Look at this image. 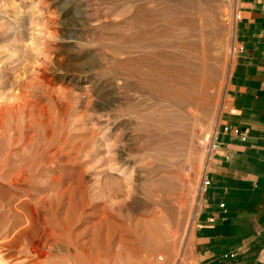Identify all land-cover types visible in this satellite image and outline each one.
<instances>
[{"label":"rangeland","instance_id":"rangeland-1","mask_svg":"<svg viewBox=\"0 0 264 264\" xmlns=\"http://www.w3.org/2000/svg\"><path fill=\"white\" fill-rule=\"evenodd\" d=\"M237 9L0 0V264H187Z\"/></svg>","mask_w":264,"mask_h":264},{"label":"crops","instance_id":"crops-1","mask_svg":"<svg viewBox=\"0 0 264 264\" xmlns=\"http://www.w3.org/2000/svg\"><path fill=\"white\" fill-rule=\"evenodd\" d=\"M236 44L187 264H264V0H238Z\"/></svg>","mask_w":264,"mask_h":264},{"label":"built area","instance_id":"built-area-1","mask_svg":"<svg viewBox=\"0 0 264 264\" xmlns=\"http://www.w3.org/2000/svg\"><path fill=\"white\" fill-rule=\"evenodd\" d=\"M217 148V144L215 142V138H213L212 142L209 145V153L213 152L215 149ZM202 186L201 189L202 190H206L207 187L211 184V180L207 177L203 178L202 180Z\"/></svg>","mask_w":264,"mask_h":264}]
</instances>
